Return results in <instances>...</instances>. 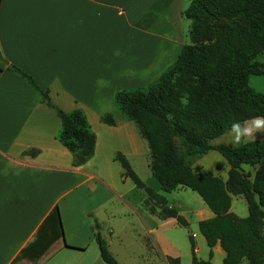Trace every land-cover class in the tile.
I'll return each instance as SVG.
<instances>
[{
    "label": "crops",
    "instance_id": "obj_1",
    "mask_svg": "<svg viewBox=\"0 0 264 264\" xmlns=\"http://www.w3.org/2000/svg\"><path fill=\"white\" fill-rule=\"evenodd\" d=\"M188 1L0 0L5 59L0 60V264H106L94 240V220L119 264H174L172 259L190 264L192 255L221 263L224 249L218 241L209 247L197 224L213 212L187 186L160 188L145 140L113 100L116 88L149 83L176 57L188 32L189 19L182 15ZM255 59L264 61V49ZM7 63L29 73L57 107L82 109L95 135L93 152L83 163L73 165L55 137V110ZM248 81L264 92L263 74H251ZM104 112L113 123L100 120ZM229 129L212 142H228ZM261 138L264 134L254 139ZM116 151L185 224L163 214L154 199L121 175ZM189 160L194 172L227 177L229 164L216 149ZM54 206L60 236L52 219L43 224ZM228 209L247 214L242 193L230 194ZM41 223L42 235L53 239L32 259L36 247L27 244Z\"/></svg>",
    "mask_w": 264,
    "mask_h": 264
},
{
    "label": "trees",
    "instance_id": "obj_2",
    "mask_svg": "<svg viewBox=\"0 0 264 264\" xmlns=\"http://www.w3.org/2000/svg\"><path fill=\"white\" fill-rule=\"evenodd\" d=\"M182 15L189 19L188 41L181 44L176 57L149 83L116 88L113 100L145 140L148 165L160 188L169 191L177 185L187 186L213 212L197 224L209 247L218 241L224 249L220 264H264V138L251 139L240 147L212 142L233 121L264 116V93L248 81L251 74L264 75V61L255 59L264 49V0H189ZM0 60L5 62L1 50ZM7 67L24 77L40 99L55 110L59 118L55 137L71 153L72 164L89 158L95 135L82 109L62 110L48 99L46 89L38 86L29 73L11 63ZM100 120L113 123L109 112L102 113ZM211 148L229 164L225 179L194 172L190 167V156ZM113 157L121 167V175L128 176L147 193V198L154 199L163 214L186 223L166 205L162 194L138 177L122 153L116 151ZM241 164L254 169L243 170ZM239 192L247 201L248 212L244 216L228 209L230 194ZM51 219L55 234L60 236L56 206L43 224ZM43 224L27 244L36 247L32 259L53 239L50 234L42 235ZM93 227L100 258L106 264H119L107 249L95 220ZM24 251L23 247L19 254ZM172 261L177 264V260ZM190 264L208 261L192 255Z\"/></svg>",
    "mask_w": 264,
    "mask_h": 264
},
{
    "label": "clouds",
    "instance_id": "obj_3",
    "mask_svg": "<svg viewBox=\"0 0 264 264\" xmlns=\"http://www.w3.org/2000/svg\"><path fill=\"white\" fill-rule=\"evenodd\" d=\"M257 134H264V117L262 116L251 118L243 123L233 121L227 134V141L233 147H240L254 139Z\"/></svg>",
    "mask_w": 264,
    "mask_h": 264
},
{
    "label": "rangeland",
    "instance_id": "obj_4",
    "mask_svg": "<svg viewBox=\"0 0 264 264\" xmlns=\"http://www.w3.org/2000/svg\"><path fill=\"white\" fill-rule=\"evenodd\" d=\"M188 41V35H187V31H186V34H185V42H187ZM263 88V91H264V87H262ZM264 93V92H263ZM192 193H194L195 194V192H192ZM196 195V194H195Z\"/></svg>",
    "mask_w": 264,
    "mask_h": 264
}]
</instances>
